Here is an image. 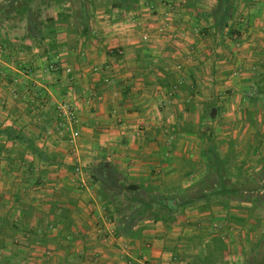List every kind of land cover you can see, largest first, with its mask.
I'll list each match as a JSON object with an SVG mask.
<instances>
[{
	"label": "crops",
	"instance_id": "crops-1",
	"mask_svg": "<svg viewBox=\"0 0 264 264\" xmlns=\"http://www.w3.org/2000/svg\"><path fill=\"white\" fill-rule=\"evenodd\" d=\"M174 1L178 37L154 32L150 42L122 26L127 9H105L111 29L98 9L74 16L15 0L0 12V263L61 264L62 253V264H126L127 243L132 264L141 255L148 264H264L263 10L233 25L237 38H216L210 17ZM150 18L141 27L153 29ZM59 101L78 108L74 147L66 129L45 136ZM213 153L235 191L200 198L219 187ZM101 185L111 194L96 192ZM139 193L154 206L191 201L161 219L151 208L135 235L124 233L116 218L132 221L124 207Z\"/></svg>",
	"mask_w": 264,
	"mask_h": 264
},
{
	"label": "rangeland",
	"instance_id": "rangeland-1",
	"mask_svg": "<svg viewBox=\"0 0 264 264\" xmlns=\"http://www.w3.org/2000/svg\"><path fill=\"white\" fill-rule=\"evenodd\" d=\"M145 1H152V0H138V3L139 2L142 3ZM190 1H191V4L195 6V8H199V11L201 13L204 12V14H203V15H205L204 17H206V18L210 17V20L214 22L213 12H214V10L217 9V7L219 5L217 0H193V1L190 0ZM233 2H234V8L230 9V13H229L230 18L228 19L227 23L234 25L238 21H243L245 23H249L250 21H254L255 18L257 16H259V14H256V16H254L255 13L257 12V10L258 11L263 10V13H262L263 16L261 14V16L258 17L259 18L258 20H262V22L264 23V0H233ZM32 3H33L32 8H51V10H52V8H69L70 11H73L75 13V14H73L74 16L75 15L79 16L80 10H81V12H85L86 14L87 13L89 14V13H91V11L95 12V10L98 9V11H97L98 13L96 14V16L98 17V19L100 21L104 22L103 26L106 25L110 29L113 27L114 23L110 21V16H106V10L108 8H110V9L118 8V7H112L111 0H33ZM138 3L135 4L134 7L136 5H138ZM15 6H16L15 0H0V12L5 11V8H7V12L10 14L11 8H15ZM73 8H76V9L73 10ZM120 9H124V8H120ZM133 9H135V8H130L128 10H133ZM174 9L175 8H172V11ZM70 11H68V12H70ZM99 11H101V12H99ZM51 12H53V11L43 10L40 12V17L45 18L48 14H51ZM116 13H119V11H116L114 9V14H116ZM147 13H148V10H142L140 12V14H138L139 15L138 18L141 16V18L139 20L142 21L145 18H148ZM2 15H3V13H2ZM121 16L123 17V13ZM149 16H150V14H149ZM171 16H172V18H171L172 21L170 22L169 27L161 35H168V36L171 35L172 38H177L178 37L177 31L175 30V27H174V25H176V19L173 18V15H171ZM113 19L115 20V18H113ZM116 26H117V24H116ZM197 32L199 34H201V30H198ZM233 32H234V30H233ZM214 34H216V38L223 37L224 35L229 36V34H230V36L236 35V33L235 34L230 33L229 26H226L221 30H219V29L214 30ZM204 35H207V34H204ZM0 47H1V52H2L3 44L1 42H0ZM207 126L208 125H206V124L203 125V127H205L206 129H207ZM205 136H207L206 133H204V137ZM208 136H211V133L208 134ZM213 182L218 183V181H215V180H213L212 183ZM109 190L110 189L108 187H105V185H101L100 188L96 189V192H99V194H101V195L108 196L109 194H111ZM135 195H133L131 197L130 202L126 203V205L124 207V213L128 214V216H131L132 221H134V222H136V220H135L136 218L140 219V218H143L145 216H149L150 215V209L156 207V205L154 206V205L148 204L145 200H148V201H150V200L145 198L142 193L135 194ZM185 195L186 194H184L183 197L181 196V198L178 199L179 201L176 200V203L181 205L183 200L185 199ZM121 211H123V210L121 209ZM163 211H165V209ZM109 217H110V215H109ZM120 223H121V221L117 217L116 218V224L120 225ZM104 232L108 233L109 231L107 229H105ZM217 244L218 243H216V247H220V245L219 244L217 245ZM30 255L31 254H29V256ZM49 255H50L49 253L44 254V257H45L44 261L49 262L48 257L46 258V256H49ZM61 255H62V253L60 255L57 254L56 257L60 256V258H61L60 263L62 264L64 255L63 256H61ZM1 256L2 255L0 254V260H2V258H3V256L2 257ZM5 257H7V256H5ZM7 258H9V257H7ZM14 261H16V260H14V258H10V260H8L7 263L11 264V262H14ZM0 264H4V263L2 262Z\"/></svg>",
	"mask_w": 264,
	"mask_h": 264
},
{
	"label": "built area",
	"instance_id": "built-area-1",
	"mask_svg": "<svg viewBox=\"0 0 264 264\" xmlns=\"http://www.w3.org/2000/svg\"><path fill=\"white\" fill-rule=\"evenodd\" d=\"M186 0H177V2H180L178 4H183ZM175 5L174 0H152V1H145L142 3H138L136 5L135 9L128 10V12H123V17L121 24L124 26L125 30L128 28H138L140 27V40L142 42H150L152 40V36H154V32L158 35H161L168 27L170 22L172 21V8ZM142 10H148V18L153 20L152 22L155 23L153 29L147 27L144 25V28L141 27V21L139 20L141 16L138 18V14ZM150 14V16H149ZM174 36V35H173ZM234 38H237V34L233 35ZM108 52L115 56H122L124 54V48L121 45H112L108 47ZM1 52V47H0ZM179 68V67H177ZM69 72V70H66ZM106 82L110 81L108 78L105 80ZM97 98H100V96H96ZM55 119L56 122L53 126L48 127L45 136H50L51 134L55 132H61L64 129H66L67 134V140L68 143L71 146L77 145V140L79 138L80 132L77 128L74 127L75 124L79 122V115H78V108L72 101H59L55 104ZM73 176L76 181H78V184L81 186L86 185V171L84 170L83 166L80 164H75L73 166ZM105 217V216H104ZM107 218V216H106ZM108 224H112L111 222H107ZM103 230H105V227H102ZM115 235V230L112 228V233ZM129 244L122 243L121 249L122 252L127 255L128 259L126 261V264H132V255L129 252ZM138 262H141L143 264H148L149 259L146 255H141L138 260Z\"/></svg>",
	"mask_w": 264,
	"mask_h": 264
},
{
	"label": "trees",
	"instance_id": "trees-1",
	"mask_svg": "<svg viewBox=\"0 0 264 264\" xmlns=\"http://www.w3.org/2000/svg\"><path fill=\"white\" fill-rule=\"evenodd\" d=\"M31 0H27V2H30ZM218 1V7L216 10L213 12L214 16V26L216 29H223L226 26H229L230 28V33H233V25L227 23L228 19L230 18V9L234 8V2L233 0H217ZM112 7H118V8H124V9H130L133 8L135 4L138 3V0H111ZM63 19V14L62 12L57 13V18L55 19L54 17L49 18L48 21L50 25H52L55 21H59ZM7 132V131H6ZM10 134V132H9ZM209 153H212V149L209 150ZM209 168L212 167V170L216 172V176L220 180L219 182V187L213 190H209L207 192H203L200 194V198H209L210 196H217L220 194L224 193H231V191H235L234 189H229L224 182L226 181V176L224 174L225 167H226V161L223 158L217 157L215 153H213L211 156H209V162L207 164ZM206 180V179H204ZM204 180H202L204 182ZM201 192V191H200ZM189 194L185 195L186 197ZM191 201V198L189 197L187 201ZM183 203L182 205H184ZM179 206L178 203L174 204V199L165 203V204H157L156 207H154V210L151 211V218L155 219H161L162 213H165L166 211H173ZM165 209V211H163ZM122 227L121 231L124 233H130L132 235H135V230H132L133 226H135L134 221L126 222V221H121Z\"/></svg>",
	"mask_w": 264,
	"mask_h": 264
},
{
	"label": "water",
	"instance_id": "water-1",
	"mask_svg": "<svg viewBox=\"0 0 264 264\" xmlns=\"http://www.w3.org/2000/svg\"><path fill=\"white\" fill-rule=\"evenodd\" d=\"M176 202L174 201V204H175Z\"/></svg>",
	"mask_w": 264,
	"mask_h": 264
}]
</instances>
